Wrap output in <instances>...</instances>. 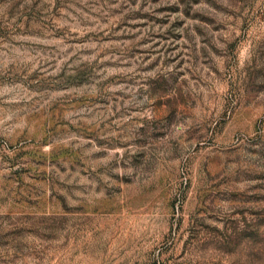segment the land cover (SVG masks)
<instances>
[{"label": "rangeland", "instance_id": "374dc122", "mask_svg": "<svg viewBox=\"0 0 264 264\" xmlns=\"http://www.w3.org/2000/svg\"><path fill=\"white\" fill-rule=\"evenodd\" d=\"M0 264H264V0H0Z\"/></svg>", "mask_w": 264, "mask_h": 264}]
</instances>
